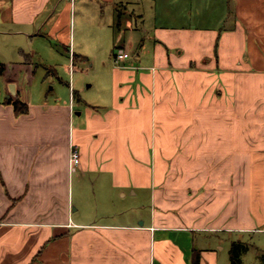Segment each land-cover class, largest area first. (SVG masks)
I'll list each match as a JSON object with an SVG mask.
<instances>
[{
    "label": "crops",
    "instance_id": "0c3cea01",
    "mask_svg": "<svg viewBox=\"0 0 264 264\" xmlns=\"http://www.w3.org/2000/svg\"><path fill=\"white\" fill-rule=\"evenodd\" d=\"M87 1L109 8L113 35L116 6L132 10L111 52L129 57L103 59L92 101L71 83L68 100L23 97L19 72L35 70L0 51V264H231L248 238L242 264H264V0ZM52 4L0 0V37L51 24L68 44L72 3L57 16ZM17 93L26 114L5 102ZM87 189L151 190L153 214L86 221L73 198Z\"/></svg>",
    "mask_w": 264,
    "mask_h": 264
},
{
    "label": "rangeland",
    "instance_id": "374dc122",
    "mask_svg": "<svg viewBox=\"0 0 264 264\" xmlns=\"http://www.w3.org/2000/svg\"><path fill=\"white\" fill-rule=\"evenodd\" d=\"M68 1L72 3L71 10L69 9L70 19H67L65 15L63 23V29L68 28L70 31L68 44L60 41L58 34L53 36L49 33L51 24L44 26L42 36H33L34 39L12 33L0 37V51L4 59L18 63L29 58L35 70L32 80H29L26 70L19 72L18 85L23 92V97L32 96L36 100L59 97L68 100L71 96L69 83L84 101H92L105 91L108 72L103 59L106 58L115 63L111 54L113 41L118 47L126 20L132 10L129 12L127 8L116 6L113 35L110 27L112 12L109 8L102 3H89L84 0ZM82 4H85L84 7ZM65 6L66 0H53L51 13L56 11L57 16ZM36 31L34 30L30 35L36 34ZM71 52L76 55L75 62L74 57L71 58ZM70 68H72L71 71ZM76 193L73 198L74 204L76 208H80V213L86 221L103 222L108 215L107 210L114 214L109 218L110 221L118 222L119 220L122 223H126L127 212L140 213L146 219L153 214L151 190L142 192L138 197L128 196L125 199L115 195L107 196L101 201L96 200L99 195H92V191L88 189L86 192L88 195ZM119 213H122V216H119ZM245 241L249 244L253 242L250 238ZM182 243L188 244L190 240H183Z\"/></svg>",
    "mask_w": 264,
    "mask_h": 264
},
{
    "label": "trees",
    "instance_id": "16d2710c",
    "mask_svg": "<svg viewBox=\"0 0 264 264\" xmlns=\"http://www.w3.org/2000/svg\"><path fill=\"white\" fill-rule=\"evenodd\" d=\"M74 60L76 59V55L74 54ZM24 64H29L31 65V61L29 58H26ZM19 64H15L14 67H18ZM8 65L5 63H0V74H4L7 71ZM14 91V90H13ZM15 92V91H14ZM16 93V92H15ZM13 93V94H15ZM74 96L79 99V94L74 91ZM5 102L7 104H12L14 107V111L16 114H26L29 111V105L28 103L24 102L23 100L20 99L18 93L17 95L13 96L11 95L10 98L6 99ZM251 249V245L249 243L243 242V241H233L231 248H230V259H231V264H242V256L244 253L249 251ZM262 259L264 260V253L261 254ZM199 254H195L194 258V264H199Z\"/></svg>",
    "mask_w": 264,
    "mask_h": 264
},
{
    "label": "built area",
    "instance_id": "2783aa9c",
    "mask_svg": "<svg viewBox=\"0 0 264 264\" xmlns=\"http://www.w3.org/2000/svg\"><path fill=\"white\" fill-rule=\"evenodd\" d=\"M129 57L127 52H118L114 56V62L116 65H121V63ZM80 163V152L77 148H73L71 152V164L72 166H76Z\"/></svg>",
    "mask_w": 264,
    "mask_h": 264
}]
</instances>
